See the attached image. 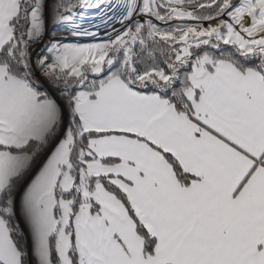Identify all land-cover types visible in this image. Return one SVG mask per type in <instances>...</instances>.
<instances>
[{
    "label": "snow or ice",
    "instance_id": "snow-or-ice-1",
    "mask_svg": "<svg viewBox=\"0 0 264 264\" xmlns=\"http://www.w3.org/2000/svg\"><path fill=\"white\" fill-rule=\"evenodd\" d=\"M0 264H264V0H0Z\"/></svg>",
    "mask_w": 264,
    "mask_h": 264
}]
</instances>
